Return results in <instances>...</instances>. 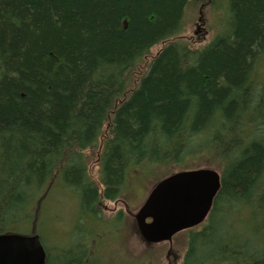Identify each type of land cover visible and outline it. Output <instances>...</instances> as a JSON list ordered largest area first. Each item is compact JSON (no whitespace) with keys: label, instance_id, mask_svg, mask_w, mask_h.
Returning <instances> with one entry per match:
<instances>
[{"label":"trees","instance_id":"obj_1","mask_svg":"<svg viewBox=\"0 0 264 264\" xmlns=\"http://www.w3.org/2000/svg\"><path fill=\"white\" fill-rule=\"evenodd\" d=\"M190 1L0 0V233L36 232L53 182L100 218L132 169L206 158L222 185L182 264H264V0H203L225 18L202 48L176 38ZM75 246L46 264H99Z\"/></svg>","mask_w":264,"mask_h":264},{"label":"rangeland","instance_id":"obj_2","mask_svg":"<svg viewBox=\"0 0 264 264\" xmlns=\"http://www.w3.org/2000/svg\"><path fill=\"white\" fill-rule=\"evenodd\" d=\"M200 3L205 5L201 6ZM223 13L222 10H212L206 1L191 0L186 10L184 31L176 38L188 40L193 48H202L222 28V20L225 18ZM161 48L162 44L156 45L151 54H156ZM258 72L264 81V57ZM101 150L100 146L96 152ZM200 162L201 167L215 168L208 165L206 158H200ZM171 168L157 166V171L153 173H142L139 167L132 169L121 196L115 201L101 203L100 218L82 215L77 194L63 183L53 182V186L46 190L38 218V232L50 254L56 258L61 249L77 244L78 248H71L74 252L84 253L91 262L97 261L99 264V260L103 264H182L188 248V230L173 235L171 241L148 245L141 239L135 219L139 208L155 186V181ZM99 169L97 158L91 157L89 170L97 181ZM242 216L247 217L245 213ZM78 217H83L82 221ZM236 218L241 217L237 215ZM82 229L86 230L84 234ZM195 229L200 230L201 227ZM30 230L25 226L21 231L27 233ZM79 239L82 241L78 244Z\"/></svg>","mask_w":264,"mask_h":264},{"label":"water","instance_id":"obj_3","mask_svg":"<svg viewBox=\"0 0 264 264\" xmlns=\"http://www.w3.org/2000/svg\"><path fill=\"white\" fill-rule=\"evenodd\" d=\"M220 185L219 172L208 168L180 171L160 181L135 216L144 239L161 242L201 223ZM45 263L46 251L38 234L0 235V264Z\"/></svg>","mask_w":264,"mask_h":264}]
</instances>
